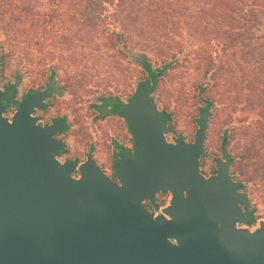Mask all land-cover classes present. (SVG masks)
I'll return each instance as SVG.
<instances>
[{"label": "water", "instance_id": "1", "mask_svg": "<svg viewBox=\"0 0 264 264\" xmlns=\"http://www.w3.org/2000/svg\"><path fill=\"white\" fill-rule=\"evenodd\" d=\"M152 87L121 107L134 150L119 155L116 181L91 153L76 164L55 155L61 123L33 114L59 94L52 81L7 117L0 103V264H264V220L250 226L228 162L208 175L198 166L210 105L191 141L167 139ZM159 192L165 203L145 208Z\"/></svg>", "mask_w": 264, "mask_h": 264}, {"label": "trees", "instance_id": "2", "mask_svg": "<svg viewBox=\"0 0 264 264\" xmlns=\"http://www.w3.org/2000/svg\"><path fill=\"white\" fill-rule=\"evenodd\" d=\"M260 27H264V0H0V31L15 45L18 61L39 53L55 57L56 41L51 39L56 37L60 38L56 43L69 44L65 48L70 50L68 57L80 61L101 46L96 43L98 33L106 35L108 47L115 46L123 57L125 49H134L153 34L156 40L181 50L187 35L203 47L196 59L211 87H219L231 109L240 104L239 110L253 113L247 128L251 141L259 140L264 150V30ZM217 48L220 53L213 55ZM7 56L0 43L2 65ZM144 56L141 65L146 79L135 94L146 87L149 78L153 90L156 86ZM46 71L50 77L55 74L52 65ZM196 88L204 91L201 83ZM251 150L253 157L260 156L259 150ZM256 169L264 172V166ZM164 194L159 192L148 206L161 204Z\"/></svg>", "mask_w": 264, "mask_h": 264}, {"label": "rangeland", "instance_id": "3", "mask_svg": "<svg viewBox=\"0 0 264 264\" xmlns=\"http://www.w3.org/2000/svg\"><path fill=\"white\" fill-rule=\"evenodd\" d=\"M13 12L17 13L15 10ZM26 18L29 20V17ZM260 30H264V27H260ZM96 35L99 37L96 43L101 46H98L97 51L89 54L87 56L89 58L85 57L80 61L69 58L70 50H65L69 44L56 43L60 41V38L56 37L51 39L52 42L56 41L52 49L55 57L50 58L39 53L30 58L22 57L18 61L15 45L11 46L0 31L3 52L8 54L3 65V78L10 77L14 71L23 73L25 80L21 87H25L34 79L39 82L41 75L48 73L47 66H54L55 76L65 83L69 93L57 100V107L63 109L62 112L68 111L70 116L76 118L77 110L83 111L101 93L118 94L123 99L133 93L137 89L134 88L136 84L145 76L142 66L137 62L140 55L148 58L152 68L161 67L163 63H166L163 74L156 79L153 95L157 106L169 111L171 131L166 134L167 139H172L176 135L191 138L196 127L199 109L209 103L212 114L206 129V155L201 158L200 170L205 171L210 168L212 159L220 154L221 134H223L228 138L224 146L225 151L233 159L232 171L235 172L236 178L243 182L254 209L253 222L250 226L255 225L258 220H264V172L256 169V167L264 166L262 155L264 150H260L262 144L259 140L251 141L252 132L247 128L253 120V113L239 110L240 104L231 109L229 101L222 99L219 87H211L208 76L202 75L203 69L196 59V53H201L203 47L184 35L183 38L185 37L186 40L182 38L185 41L182 40L181 50H178L171 43L167 45L156 40L153 34V36H147L145 41H139L134 49H125L123 51L125 57H123L117 52L115 46L111 49L108 47L103 38L106 35L103 33ZM117 47L120 45L117 44ZM219 53L217 48L213 55ZM199 83L203 84L204 91L200 92L201 89L196 88ZM226 93L231 92L224 91L223 94ZM204 100L207 102L203 103ZM81 132L87 133L90 140L94 137L97 139L93 152L101 161L105 157L107 144L99 141L100 137L95 129L84 119L76 120L67 133L65 146L67 150L64 156L73 157L76 161L83 159L88 147L78 138ZM253 148L259 150L260 156L253 157L250 154ZM161 198H163L162 205L167 199V194L162 195Z\"/></svg>", "mask_w": 264, "mask_h": 264}, {"label": "flooded vegetation", "instance_id": "4", "mask_svg": "<svg viewBox=\"0 0 264 264\" xmlns=\"http://www.w3.org/2000/svg\"><path fill=\"white\" fill-rule=\"evenodd\" d=\"M141 59L142 57L140 55V57L137 59V62L140 65H141ZM165 66L166 63H163V66L157 68H152L150 66L152 73H154L155 75V79L159 78V76L163 74V69ZM3 71H4L3 65L0 60V93H1L0 103L3 105L2 114L4 116L6 117L9 116L17 108V104L19 100L25 98L26 95H31L43 90L46 84L49 81H52L57 86L59 94L57 95L54 92H50V94L43 99L42 106L36 108L33 114L36 115L39 121L43 124H50L53 123L54 121H59L61 123V126L55 129L52 133L53 138L61 143L59 150L55 153V155L60 160L71 159L74 164L79 162L78 160L76 161L73 157L64 156V153L67 150L65 147L67 142V133L72 129V126L74 125V122L76 120L78 119L87 120V123L90 124L95 129L97 135L100 137L99 141L106 142L107 148L105 151V157L101 161H99L93 152V146L95 145L97 139L94 137L92 138V140H90L88 139L89 135H87V133L81 132L78 135V138L81 141H84L83 143L85 144V146L88 147L84 156L87 153H91L92 157L99 165L101 170L104 171L110 179L114 181L117 180L115 165L119 155L123 152H129L131 154L134 150V142L129 133L127 121L120 115L121 107L129 105L134 101L135 95L137 94L134 93L136 90L133 93L127 95L125 99L121 98L118 94L101 93L96 98V100L94 102H90L89 105L85 107L83 111L77 110L78 114L76 115V118H74V116L72 115L70 116L68 111L67 113L62 112L63 109H59L57 107V100L63 97L64 94L66 93L69 94V93L66 89L65 83L59 80L57 76H55V74L52 77H50L49 73H46L44 75H41L39 82L34 81L35 80L34 79L32 80V82H29L27 86L21 87L22 83L25 80L23 73L14 71V73L10 77L3 78ZM144 72L145 71L143 68V73ZM145 79H146L145 76H143L134 88L136 89L138 86H140ZM10 88H12L10 91L11 93L10 95H7V92L10 90ZM154 90L152 89L151 91H152V97L155 99L153 95ZM206 102H207L206 100L203 101V103ZM157 110H158V114L156 116V119L165 122V126L168 128L166 134H168L171 131V127H170L171 122L169 121L170 120L169 111L168 110L166 111L158 106H157ZM70 127L71 129H69ZM206 129H205V139H206ZM193 134L191 138H186L182 135H176L175 137H182L186 141H191L193 139ZM227 139H228L227 137H224V135L221 134L220 154L216 156L214 159H212V164L210 168H208L205 171L202 170L200 171L205 175L215 173L217 169V161L223 159L228 162L227 170L230 174V178L234 180L236 184V189L243 192L247 197L248 204L246 207L250 211L251 218L249 220V223L251 224L253 222L254 209L250 202L249 195L245 190L243 182L241 180H238L236 178L235 172L232 171L231 164L233 159L225 151V146H224L227 142ZM205 155H206V149H205V140H204V154L200 156L198 159L199 168L201 167V158L204 157ZM224 155H226L228 159H226ZM76 173L77 172L74 171L73 174ZM157 195L158 193L155 195L154 199L157 197ZM152 202H154V200ZM152 202L145 201L144 202L145 208H147L150 211H154L161 205L159 204L154 208L150 205L148 206V203H152ZM241 208H243V206H241Z\"/></svg>", "mask_w": 264, "mask_h": 264}]
</instances>
